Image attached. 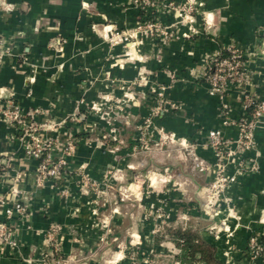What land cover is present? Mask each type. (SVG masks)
I'll return each instance as SVG.
<instances>
[{
    "label": "crops",
    "instance_id": "crops-1",
    "mask_svg": "<svg viewBox=\"0 0 264 264\" xmlns=\"http://www.w3.org/2000/svg\"><path fill=\"white\" fill-rule=\"evenodd\" d=\"M185 2L159 14L165 39L133 35L114 44L113 32L132 33L139 20L130 0H0V103L12 98L41 125L39 136L52 141L55 158L72 145L58 180L37 185V161L24 154L21 133L0 118V194L7 206L26 209L13 221V245L0 247V264H41L44 256L55 264H184L170 235L179 227L210 248L214 264H263L246 245L264 223V124L255 127L251 149L236 141L241 92L264 101V0H191L182 11ZM230 48L245 57V81L212 95L204 82L208 61ZM160 86L179 108L150 118L146 146L137 142L139 128ZM212 130L221 132L229 158L215 157ZM164 144L188 156V174L170 160L154 166L141 159L152 146L170 156V147L157 148ZM151 169L164 174L138 177ZM220 172L235 182L206 207L205 191ZM81 177L96 188L84 187ZM156 212L166 219L159 226ZM51 225L60 229L53 257Z\"/></svg>",
    "mask_w": 264,
    "mask_h": 264
},
{
    "label": "built area",
    "instance_id": "built-area-1",
    "mask_svg": "<svg viewBox=\"0 0 264 264\" xmlns=\"http://www.w3.org/2000/svg\"><path fill=\"white\" fill-rule=\"evenodd\" d=\"M132 6L140 13L139 20L136 21L134 30L115 31L111 34L112 43H128L131 37H156L160 35L166 38L167 34L160 31L159 14L168 11H178L175 0H130ZM194 5L191 0H186L184 6L180 7L182 11H188ZM6 53L5 41L0 36V62ZM245 57L237 48H230L227 55L220 53L211 57L208 61L204 82L210 94L222 97L227 92V88L233 85L244 83L246 76ZM171 81L175 79L174 75L170 76ZM165 87H158L152 91L155 105L151 108L149 117H146L139 128L137 142L146 145L143 135L145 127L150 123V118L156 117L159 113L167 110L178 109L179 107L167 101L164 96ZM241 107L243 115L238 121L239 138L237 139V147L241 150L251 149L253 146V131L259 123L264 124V101L247 93L240 94ZM29 115L25 113L12 98L6 99L0 103L1 120L14 127L21 133V141L24 154L26 157L33 158L37 161L36 168V184L41 185L47 180L56 182L59 175L66 167V158L72 152V145L68 143L62 151L59 158H55L50 152L53 148L51 140L43 139L39 136L41 125L32 119H28ZM208 145L213 149L215 157L219 160L229 158L231 151L227 148V143L223 141L219 130L208 132ZM194 167L203 170L202 162L194 159ZM255 165L251 164V170H255ZM0 169V182L2 177ZM82 185L95 189L96 185L90 184L87 177H81ZM235 182L233 176L228 177L223 172L218 173L215 180L206 189V207H210L215 201L223 199L222 195L228 185ZM61 194L66 196L67 191L62 189ZM6 198L0 194V207H3L4 218L0 220V247L4 245H13L12 231L14 219L25 217L26 209L20 203H13L7 206ZM154 218L159 226L165 222L163 213L156 212ZM60 229L57 225H51L46 232V243L50 248L49 256L59 251L58 233ZM246 253L251 259H261L264 264V223L263 228L248 238L246 245ZM41 264H49L47 256H44Z\"/></svg>",
    "mask_w": 264,
    "mask_h": 264
},
{
    "label": "trees",
    "instance_id": "trees-1",
    "mask_svg": "<svg viewBox=\"0 0 264 264\" xmlns=\"http://www.w3.org/2000/svg\"><path fill=\"white\" fill-rule=\"evenodd\" d=\"M170 235L181 249L180 260L184 264H214L210 248L200 242L191 230L179 227L171 230Z\"/></svg>",
    "mask_w": 264,
    "mask_h": 264
},
{
    "label": "rangeland",
    "instance_id": "rangeland-1",
    "mask_svg": "<svg viewBox=\"0 0 264 264\" xmlns=\"http://www.w3.org/2000/svg\"><path fill=\"white\" fill-rule=\"evenodd\" d=\"M148 145L149 144H147L146 146H148ZM153 147L154 146H152L150 148V150H147L146 153L141 156V159L142 160H146V161L150 160V162L154 166H161V165L165 164L166 162H168L170 160V163H172L174 165V167H176L177 169H179V170H176L177 173H182L184 175L188 174L187 173V169L189 168V162H188L189 159H188V156L186 157L185 156V153H182V151L178 147L173 146V145H170L169 146L172 149V153H171L170 156L169 155L167 156V153L162 154V155H160L159 153H156L154 151L155 148H153ZM169 147H168V145L164 144L162 147H157V148H160V149L163 148L164 149V148H169ZM183 164L186 165L187 168H185V166ZM155 173L156 174H160V175L164 174V172L161 169L160 170L159 169H151L150 171L149 170L143 171L140 174V176H138V177L140 179H146L147 177L154 176L153 174H155ZM168 173H170L169 170L166 171V174L167 175H168ZM175 176L176 175L174 174L172 177L175 179L176 178ZM125 184H126V182H125ZM109 194H114V191L111 190V192ZM123 194H125V195L127 194L126 193V188H125V192H123ZM205 194H206V191H205ZM254 233H256V232H253L251 235H253ZM51 257H53V256H51ZM48 263L49 264H55V263H53V261H50L49 259H48Z\"/></svg>",
    "mask_w": 264,
    "mask_h": 264
}]
</instances>
